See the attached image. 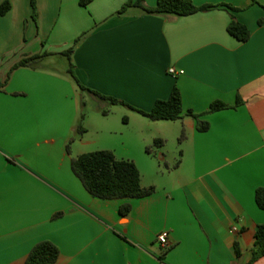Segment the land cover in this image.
Listing matches in <instances>:
<instances>
[{"label":"crops","instance_id":"1","mask_svg":"<svg viewBox=\"0 0 264 264\" xmlns=\"http://www.w3.org/2000/svg\"><path fill=\"white\" fill-rule=\"evenodd\" d=\"M4 1L10 9L0 16V82L6 81L0 264H24L42 241L58 247L55 264H246L255 230L264 225L254 199L264 189V22L258 24L264 0H191L237 11L216 7L188 16L134 6L117 13L127 0L84 7L79 0H35V20L30 0ZM143 2L153 7L157 0ZM231 15L248 29L247 41L227 33ZM77 38L70 62L78 81L123 104L80 89L68 73L63 53ZM43 52L48 55L12 70ZM171 68L183 73L170 74ZM174 86L183 113L200 115L206 131H197L190 116L151 121L135 111H150ZM237 100L235 108L207 113L215 101L234 106ZM112 113L121 116L118 131L108 122ZM182 131L179 157L169 161L165 146ZM155 139L164 143L152 147ZM100 150L132 161L141 186L153 192L139 199L92 197L70 161ZM126 204L130 211L121 216ZM162 231L169 234L166 249L156 243ZM253 264H264V257Z\"/></svg>","mask_w":264,"mask_h":264},{"label":"trees","instance_id":"2","mask_svg":"<svg viewBox=\"0 0 264 264\" xmlns=\"http://www.w3.org/2000/svg\"><path fill=\"white\" fill-rule=\"evenodd\" d=\"M91 1L92 0H79L78 3L80 6L84 7ZM252 1L256 3L257 0ZM30 4L32 7V18L35 20V0H30ZM131 6L138 7L150 14H172L176 16H188L198 12H206L216 7H224L227 10L237 11L236 8H233L227 4H206L202 6H196L191 0H157L156 5L153 7L146 6L143 0H136L135 2H132V0H127L117 13H123L128 7ZM9 9L10 3L8 1L2 2L0 4V16L5 15ZM262 22H264V20L260 19L258 24L260 25ZM226 30L230 36L240 42L247 41L250 35L248 29L243 24L236 21L232 15ZM78 41L79 38L74 41L73 46L63 53V55L69 60L68 73L72 76L80 89L87 91L94 96L106 99L111 104H123L121 101L112 98H106L100 94H97L95 91L85 88L78 81L74 73V66L70 62V55ZM47 55V53L43 52L38 55L23 58L13 66L12 70H15L19 67H28L31 65V63ZM5 83L6 81L0 82V89L4 87ZM239 104V100H237L234 106H229L220 101H215L210 104L207 113H213L228 108H235ZM135 111L150 119L151 121H175L181 119L183 116H190L196 120L197 131L204 132L208 129V123L199 120L200 115L194 114L190 110L183 113L180 92L176 86L172 88L168 99L157 100L150 111ZM77 132H83L81 124L77 126ZM183 137L184 133L182 131L181 139H183ZM162 142L163 141L160 139H155L153 141L152 147H158L159 145H162ZM145 151L150 153V147H147ZM66 152L69 153L68 145L66 146ZM70 167L72 173L81 182L84 189L94 198L139 199L150 195L154 190L153 187L144 188L141 186L140 173L132 161L123 159L118 160L111 151L100 150L81 154L71 159ZM254 199L256 205L261 210H264V189H257L254 194ZM129 211L130 206L126 204L120 207L119 214L124 216L128 214ZM58 215L59 214H56L55 217ZM235 253L237 256L239 255L236 245ZM58 257V247L49 241H42L35 244L31 248L24 261V264H55L58 260ZM262 257H264V225H258L254 233L253 246L250 250V260L246 264H253Z\"/></svg>","mask_w":264,"mask_h":264},{"label":"rangeland","instance_id":"3","mask_svg":"<svg viewBox=\"0 0 264 264\" xmlns=\"http://www.w3.org/2000/svg\"><path fill=\"white\" fill-rule=\"evenodd\" d=\"M91 108H93V105L91 104H87V108H83L84 112H88L90 113ZM109 124L111 129L118 131L120 124H121V116L118 113H112L109 115ZM132 129V128H131ZM182 141L181 139V132L178 135L177 138H170L165 146V154L167 156V159L169 161H174L175 158L179 157V153H180V149H179V143ZM164 143V142H162ZM165 163H161V165L164 167Z\"/></svg>","mask_w":264,"mask_h":264},{"label":"built area","instance_id":"4","mask_svg":"<svg viewBox=\"0 0 264 264\" xmlns=\"http://www.w3.org/2000/svg\"><path fill=\"white\" fill-rule=\"evenodd\" d=\"M169 73L170 74H182L183 72L182 71H178L177 73L174 71L173 68H171L169 70ZM233 232H237V229L236 228H233L232 230ZM168 238H169V234L168 232L166 231H162L160 232L157 236H156V243L162 248V249H166L168 246H169V241H168Z\"/></svg>","mask_w":264,"mask_h":264}]
</instances>
